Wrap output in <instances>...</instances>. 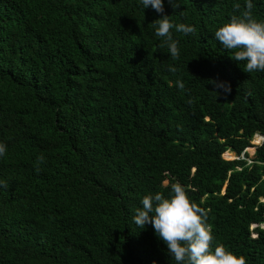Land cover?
<instances>
[{
    "label": "trees",
    "instance_id": "1",
    "mask_svg": "<svg viewBox=\"0 0 264 264\" xmlns=\"http://www.w3.org/2000/svg\"><path fill=\"white\" fill-rule=\"evenodd\" d=\"M179 3L0 0V264H175L133 217L176 182L213 247L264 264V140L246 152L264 137V72L214 38L246 0ZM162 15L196 29L172 30L179 59L151 25Z\"/></svg>",
    "mask_w": 264,
    "mask_h": 264
},
{
    "label": "clouds",
    "instance_id": "2",
    "mask_svg": "<svg viewBox=\"0 0 264 264\" xmlns=\"http://www.w3.org/2000/svg\"><path fill=\"white\" fill-rule=\"evenodd\" d=\"M167 2L173 10L181 8L179 0ZM140 3L144 9L151 7L159 14L165 11L164 0H140ZM253 8L252 0H246L245 10L241 15H233L229 23L214 33L215 40L233 53L230 59L246 62L243 71L247 73L264 72V22L253 18ZM180 15L183 16L184 12L180 11ZM151 25L155 27V35L162 40L160 46L168 48L173 60L179 59L180 49L179 42L173 39L172 30L185 35L196 32L194 26L174 24L168 15H162L161 19L155 20ZM169 71L175 72L176 69L169 66ZM211 83L214 88L222 89L226 94L231 93V86L226 82L218 83L213 80ZM177 84L180 89L184 88L183 82L178 81ZM213 92L220 94L219 91ZM6 151L7 146L0 143V157ZM38 161L44 162V157L40 156ZM0 184L5 188L8 186L4 182ZM170 188L171 195L168 198L161 192L142 198V208H137L133 217L137 227L143 229L146 225H151L156 236L166 245L175 264H247L243 255L233 254L224 245L213 247L215 236L211 225L207 223V212L190 199L186 188L179 182L171 184Z\"/></svg>",
    "mask_w": 264,
    "mask_h": 264
},
{
    "label": "rangeland",
    "instance_id": "3",
    "mask_svg": "<svg viewBox=\"0 0 264 264\" xmlns=\"http://www.w3.org/2000/svg\"><path fill=\"white\" fill-rule=\"evenodd\" d=\"M262 141H263V139L260 138L259 136H256V135H255V136L253 137V139L251 140V144H252L251 148L253 149V151L251 152V151L248 150V148L246 149V152H247L248 156L251 157V156L254 154V152H255V146H256V145H259ZM231 153L233 154V156H232L231 158H227V157H225L224 154H223V157H224L225 159H233V158L235 157V154H234L233 152H231Z\"/></svg>",
    "mask_w": 264,
    "mask_h": 264
}]
</instances>
